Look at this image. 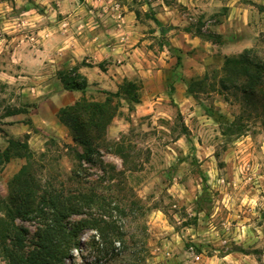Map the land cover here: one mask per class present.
Segmentation results:
<instances>
[{"label": "rangeland", "instance_id": "374dc122", "mask_svg": "<svg viewBox=\"0 0 264 264\" xmlns=\"http://www.w3.org/2000/svg\"><path fill=\"white\" fill-rule=\"evenodd\" d=\"M249 1L253 5L252 10H255L252 15L259 18V23L251 19L250 26L243 27L238 20L229 21L221 27L223 34H219L217 33L218 20L223 18L227 12V7H223L219 1L199 0V9H201L198 11L189 8L188 4H179L178 0H164L172 6L171 10H173L174 16L159 24L155 20L158 11H155L151 6L156 3V0H132L130 5H128V0H117L121 6L127 4L140 12V22L143 23L142 31L147 33L143 38L148 41L145 45L147 46L146 55L152 53L149 57L154 60L151 62L152 77L150 79L141 80L138 76L133 78L138 88L140 103L134 104L130 109L127 101L110 96L113 99L114 117L123 118L132 125L129 134L122 137L119 142L106 136L101 150L102 156L94 163L85 160L79 162L74 150L67 147L72 144L70 131L65 138L42 131L40 136L33 139L35 140L34 144L32 143L35 161H37V164H34V171L43 183H46L50 177L59 188H63V186L73 190L78 186L91 188L107 203H110L112 220L124 237L123 246L121 249H117L114 243L115 255H110L105 251L100 252L99 236L96 230L85 229L81 237L83 245L79 251L82 264H94L95 262L106 264H208L216 252L221 258L227 254L233 255L234 260L239 261V264H264V246H257L262 244L260 241L249 247H240L226 244L213 245L202 242L199 238L196 240L189 238L181 246H174L173 249H170L171 255L169 256L165 254L157 236L148 233L147 228L144 227L149 215L157 209L164 211L170 223H174L173 213L179 214L182 219L187 217L182 225L176 226L177 233H180L182 228L191 227L195 231H200L207 227L213 209V198L207 185L208 177L205 175L200 161L195 156L184 157L182 151L177 148L176 151L180 153L179 162L170 169L159 170L164 163L161 150L169 144H173L174 140L179 139L181 135L187 138L191 151L195 152V148L192 147V137L194 131L200 130V119L211 118L218 125L220 135L215 138L217 144L215 155L218 159L222 154H229L235 140L248 135H251L252 138V146L248 148V154L254 156L260 150L258 138L264 136L263 94L259 92L247 100L246 97L237 93L235 88L222 89L219 82L221 76L225 74L223 65L226 56H235L250 48L255 49L259 56H264V5L258 0ZM5 2L13 7V12L8 16L9 19L28 10L27 6L16 9L15 0H0V3ZM145 3L149 5V11L146 13L141 11V6ZM29 4L37 8L39 12H44L43 8L35 4V0H29ZM204 5L208 6L207 10L202 7ZM53 7L56 5L54 4ZM88 10H92L91 6L88 7ZM163 10L164 7L161 11ZM96 11L102 10L97 9ZM172 19H175L177 23L173 24ZM95 23L100 25L98 29L101 33H106L115 27V24H109L106 28L99 16L95 18ZM162 25H164L163 31L160 30ZM185 27H189L195 33L199 29L204 30L205 39L203 38L200 45L192 47L186 41L172 40L178 29L183 30ZM157 29L161 34L160 38H156L154 35ZM256 33L259 34L256 35ZM5 35L7 39H12L11 36ZM250 43L252 47L249 48L247 45ZM165 46L168 48V56L161 63L160 56ZM75 65L72 64L68 55H65L62 60L58 61L55 71H52L50 66L48 70L50 78L44 82L48 91L40 98L30 99L28 96L18 93L16 89L8 90L5 85H0V128L8 134L12 129L15 131L12 135L19 134L20 123L30 122L29 118L40 109L39 104L42 103L43 107L50 108V103L47 102L48 94L60 90L58 71L64 68L69 70ZM145 65L146 67H144L147 69L148 61ZM157 70L158 73H156ZM102 90L113 92L105 88H98L94 90L95 94L93 93L92 96L97 100L104 101L109 95ZM158 99L160 103L156 105V109L170 111L174 116V120L171 122L163 118L158 121L159 124L169 128L170 133L158 132L153 127L152 113L147 115H138L137 113V105L146 109L147 105L154 104ZM181 104L183 109H181ZM125 107L128 109L127 114L123 110ZM16 110L23 111L13 113L17 112ZM189 114H194L191 115L192 129L185 124V119ZM134 116L136 117L135 123H133ZM145 127L148 129L147 131L144 130ZM30 128L32 127L30 126ZM23 137L20 136V138ZM153 140L155 142L151 143ZM200 142L203 144V140ZM121 143L124 144L125 149L119 152L118 147ZM150 143L151 146H149ZM7 145L8 138L0 131V151L4 150ZM76 148L83 149L81 145H77ZM253 148L255 152H253ZM25 162L26 159L18 157L0 166V223L2 218L6 219V213L1 206L4 198L9 194L10 180ZM184 164H186V168L183 170L184 175L179 179V183L188 187L187 182L191 177L193 187L201 180L204 184V194L198 198L194 196L191 205H187L185 201L174 200L167 194V188L172 186L174 177H179L182 171L181 165ZM219 167L224 168V164L221 163ZM73 172H77L78 176H74ZM157 178H159V183L156 185V189H163L160 200L153 202L152 194L148 195L145 200L139 199L137 191L146 183ZM165 198L169 203H164ZM188 206L192 207L195 215L189 216ZM90 211L96 214L100 212L96 208L90 209ZM114 212L117 214L115 218ZM200 213L205 214L203 223ZM261 215L264 216V213ZM77 218L80 217L71 216V220ZM118 220L127 222L129 225L135 224L137 227L135 230L121 231V227L117 223ZM38 221L37 218L24 220L18 217L15 219L17 224L28 228L31 236L37 230ZM260 223L264 225V220ZM167 239L170 240L171 236L169 235ZM161 256L163 258L157 262V257ZM196 257H200V259L197 260ZM0 264H5L1 255ZM65 264H76V257L73 255L71 259L65 261Z\"/></svg>", "mask_w": 264, "mask_h": 264}, {"label": "clouds", "instance_id": "9594fccd", "mask_svg": "<svg viewBox=\"0 0 264 264\" xmlns=\"http://www.w3.org/2000/svg\"><path fill=\"white\" fill-rule=\"evenodd\" d=\"M190 2L191 0H178L179 4L187 5ZM258 2H264V0H258ZM131 3L132 0H128V5ZM236 3L237 0H230L228 5L233 8L229 17L230 21L236 18L248 25L250 11L254 13L255 10L236 8ZM35 4L43 8L44 12H39L37 8L29 4V0H15L16 9L27 6L28 10L9 19L8 16L13 12V7L7 2L0 3V85H5L8 90L16 89L18 93L30 99L43 97L48 91L44 82L50 78L49 67L51 66L52 71H55L58 61L69 52L75 57L72 61L73 65L76 60H83L87 56L89 62L93 64L103 60H109L112 64L120 63L121 67L116 71L121 78L129 74L138 76L141 80L152 77V65L145 69L144 63H147V57L140 48L135 47L143 38L141 27L136 24L134 13H129L127 16L121 15V5L117 0H83V2L82 0H35ZM54 4L56 7H53ZM157 4L164 5V0H156L152 7L156 8ZM128 5H124V12H128ZM89 6L91 11L88 10ZM202 7L207 10L208 6ZM97 9L102 11H96ZM141 11L148 12L149 5L143 4ZM97 16L106 28L109 24H115L116 27L109 29L106 33L94 35L96 29L100 27L95 23ZM173 16V10L167 5H164L163 13H157V17L162 21ZM251 19L259 23L256 15H252ZM172 23L175 24L177 21L173 19ZM144 30L146 31V28ZM5 34L12 39H7ZM154 35L160 38L159 29ZM14 45L15 48H13ZM247 47H252V44L250 43ZM167 56L168 48L165 46L160 62L163 63ZM125 61L127 63H124ZM81 71L83 73L84 70ZM109 71L111 72V68ZM104 79H107V76ZM92 82V77L89 76V83ZM101 86L107 88L106 84ZM51 99L56 102L59 97L53 95ZM159 103L158 99L154 104L147 105L146 109L137 105V113L138 115L152 113L153 127L158 132L170 133V129L159 124L158 121L163 118L171 122L174 116L170 111L157 110L156 105ZM181 109H183L182 104ZM123 110L127 114V107ZM191 115L194 114H189L185 119V124L190 129L193 128ZM135 121L134 116L133 123ZM131 128L132 125L125 119L114 117L106 128V136L119 142L122 137L129 134ZM199 129L198 132L194 131L192 137V147L195 148V152L191 151L187 138L181 135L179 139L174 140V146L169 144L161 150L164 163L159 170L170 169L179 162L180 153L176 151L177 148L182 151L184 157L195 156L200 161L208 177L207 185L213 198V209L207 227L200 231H195L191 227L182 228L181 232L177 233L176 226L182 225L187 217L182 219L179 214L173 213L174 223H170L164 211L159 209L149 215L144 227L147 228L148 233L157 236L165 254L169 256L170 249L181 246L189 238L192 240L199 238L200 241L213 245L226 244L240 247H249L260 241L262 244L257 246H264V225L260 223L264 220V216L261 215L264 213V171H262L264 169V136L258 138L260 150L256 155L248 154V148L252 146L251 135H248L235 140L229 154H222L218 159L215 155L217 149L215 138L220 135L218 125L211 118L200 119ZM144 130L148 129L145 127ZM154 142L153 140L151 143ZM253 152H255L254 148ZM221 163L224 164V168L219 167ZM185 168L186 164L181 165L182 171L179 177L173 178L172 186L167 188V194L174 200L185 201L187 205H191L194 196L198 198L204 194V184L201 180L193 187L191 177L187 182L188 187L180 184L179 179L183 177ZM158 183L159 178L143 185L137 191L138 198L145 200L152 194L153 202L160 200L163 189H156ZM217 193L219 195H216ZM164 203H169L167 198ZM187 212L189 216L195 215L191 206L187 207ZM204 215L200 213L202 223ZM113 216L115 218L117 214L114 212ZM117 223L121 231L135 230L137 227L135 224L129 225L120 220ZM169 235L170 240L167 239ZM115 245L117 249L123 246L119 240L115 241ZM72 251L76 257V264H82L79 250ZM162 258L163 256L157 257V262ZM196 259L199 260L200 257ZM208 264H239V261L234 260L231 254L221 258L216 252Z\"/></svg>", "mask_w": 264, "mask_h": 264}, {"label": "trees", "instance_id": "16d2710c", "mask_svg": "<svg viewBox=\"0 0 264 264\" xmlns=\"http://www.w3.org/2000/svg\"><path fill=\"white\" fill-rule=\"evenodd\" d=\"M139 13L137 10V15ZM155 20L161 23L157 18ZM185 29L191 31L189 27ZM196 33L204 35L201 29ZM86 63L83 60L69 70L64 68L58 71V79L65 89L85 92L89 88L88 79L80 72L81 65ZM223 71L225 74L219 80L222 89L235 88L247 100L261 92L264 99V56H259L255 49L226 56ZM122 82L115 92L102 90L109 95L104 101L83 95L59 111L60 121L67 126L72 136V144L67 147L74 150L79 162L85 160L94 163L102 156L106 128L115 115L110 96L127 101L130 109L140 103L134 80L125 78ZM16 111L13 113L23 110ZM0 131L8 138V145L0 151V166L13 158L26 159L10 180L9 194L1 206L6 213V219L2 218L0 223V255L5 264H65L66 260L73 257V249L81 251V237L85 229L96 230L100 252L115 255L114 243L117 240L123 242L124 237L112 220L110 203L91 188H59L50 177L43 183L34 171L37 161L29 145L28 134L20 138L11 136L2 128ZM77 145L83 149H77ZM118 149L122 152L124 144L121 143ZM73 174L78 176L77 172ZM93 208L100 212L96 214L90 211ZM72 215L80 218L71 220ZM18 217L39 220L32 236L27 227L15 222Z\"/></svg>", "mask_w": 264, "mask_h": 264}, {"label": "crops", "instance_id": "0c3cea01", "mask_svg": "<svg viewBox=\"0 0 264 264\" xmlns=\"http://www.w3.org/2000/svg\"><path fill=\"white\" fill-rule=\"evenodd\" d=\"M216 1H219L221 3V5H223V7H227V9L225 8L227 10L226 14L224 15L223 18L218 20V25H217L218 26L217 33L223 34V32H221V30H222L221 27L225 23L230 21L229 17L233 12V8L228 6L230 3V0H216ZM198 2H199V0H191V2L188 4L189 8L200 11L201 8L199 9V3ZM262 3L264 5V2H262ZM153 4H151V6ZM124 5H127V4H124ZM124 5L121 6V15L127 16V15H129V13H134L136 24L141 27V31H142V24L143 23L140 22V17H139V15H137V9H133L132 6H128V12H124L123 11ZM164 5H167L169 9L172 8V6L168 5V3H166V2H164ZM164 5H162V7H160V4H157V7L153 8V9L155 11H158L159 13H163V11H161V9H163ZM192 5H194V6L192 7ZM158 7L160 10L158 9ZM235 7L240 8V9L247 8V9L252 10L253 5L250 3L249 0H237ZM157 13H156V18L161 23H163V21L157 17ZM180 15L181 14H179V16ZM251 16H252V12L250 11V22H251ZM169 18H171V17H169ZM169 18H166V20L168 21ZM237 20L240 21V23L243 27L244 26H250V23L248 25H245L242 20L236 19V18H233L230 22L237 21ZM163 26L164 25L160 26L161 31H163V29H162ZM115 27H116V25H115ZM185 28L183 30L178 29L177 34L174 36L175 38L173 37L172 40H174V39L180 40L178 42L186 41L187 43H190L189 45H191L192 47H196V46L200 45V43H202L203 38L205 39L204 35H199V34L195 33L194 31H188ZM201 32L203 33L204 30ZM100 33H101L100 30L96 29L94 35H99ZM146 35H147V33L143 32V38ZM143 38L139 40V42L135 45V47L140 48L145 53V56L147 57V61L150 65L151 62H154V60H152V58L149 57V55L148 56L146 55L147 46H145L146 45L145 41H147V39H143ZM224 38H225V36H224ZM67 55L72 61L75 59V57H73L71 52H69ZM83 60H85L87 63L84 65H81L80 72L82 73L81 70L82 69L84 70L82 74L86 76V78L88 79V82H89V76H91L92 80H93V82L91 84L89 83V88L85 92H83L81 90H67L63 87V85L60 82V86H59L60 90H57L55 92L53 91L52 93L48 94L49 97L47 98L48 99L47 102L50 103V105H49L50 108L49 107L45 108L46 106L43 107L42 103L39 104L40 109L38 110V112L34 113L31 116V118H29L30 119L29 121L31 123L27 122V124H25L22 122V123H20L21 127L20 128L18 127L19 130L21 131V132L19 131V134H15V135L13 134L12 135V133L15 132L14 129H12V131H9V134L11 133V135L14 137L25 136L26 134H28V136H29L28 142H29L31 149L33 147L32 143H33V141H35L33 139H35V137H37V136H40V132L42 133V131L44 133H47L50 135H57L59 137L65 138V136H68V134H69V129L59 119V111L61 110V108H63L66 105L73 104L74 102L79 100L83 95H86L87 97L95 98L92 96V94L93 93L95 94V91H94L95 89L105 88V87L101 86L102 84L107 85V88H105V89L111 90L114 92L118 89L119 85L122 83V81L125 78L133 79L136 77V76H132L131 74H129V76H125V77L121 78L119 73L116 71V69L121 67L120 63L112 64L109 60H103L102 62H99L97 64H93V63L89 62V58L87 56ZM83 60H76V63H81V62H83ZM124 63H127V61H125ZM144 66L146 67L145 63H144ZM110 68H111V72L109 71ZM97 69L99 70L98 72L96 71ZM158 72L159 71L157 70L156 73H158ZM105 76H107V79H104ZM53 95L59 97L58 101L53 102V100L51 99V97ZM95 99H97V98H95ZM30 126L32 128H30ZM32 132H33V134H31Z\"/></svg>", "mask_w": 264, "mask_h": 264}]
</instances>
